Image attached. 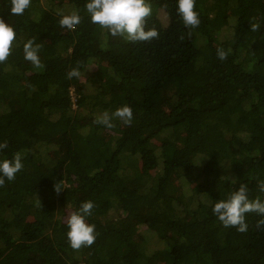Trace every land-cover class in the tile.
I'll return each mask as SVG.
<instances>
[{
	"label": "trees",
	"instance_id": "1",
	"mask_svg": "<svg viewBox=\"0 0 264 264\" xmlns=\"http://www.w3.org/2000/svg\"><path fill=\"white\" fill-rule=\"evenodd\" d=\"M86 2L31 0L10 16L0 0L16 30L0 62V158L23 161L0 185V264H264V216L239 232L212 212L241 184L264 200V0H196L194 28L176 0H148L158 36L134 42L93 24ZM72 11L80 24L62 28ZM29 39L41 69L24 59ZM123 105L131 124L96 122ZM87 200L97 237L73 250L67 219Z\"/></svg>",
	"mask_w": 264,
	"mask_h": 264
},
{
	"label": "clouds",
	"instance_id": "2",
	"mask_svg": "<svg viewBox=\"0 0 264 264\" xmlns=\"http://www.w3.org/2000/svg\"><path fill=\"white\" fill-rule=\"evenodd\" d=\"M177 13L182 22L188 27H197L200 24L199 13L195 8L196 0H176ZM31 0H7L6 7L10 9V16L23 15L30 6ZM85 10L93 24L107 29L111 36H121L127 41H149L158 36L155 28L145 27L146 18L152 14V8L148 0H87ZM78 11L69 14H60L59 25L62 28L74 30L81 22ZM252 30L258 28L257 24L251 25ZM16 38V30L12 23L0 16V62H4L12 51V45ZM40 45L32 39L27 40L23 46L24 59L30 61L34 68L43 67L39 57ZM221 60L227 58L228 53L223 49L217 50ZM80 72L73 68L68 72V78L79 77ZM119 119L125 124H131L133 110L129 105L118 107L114 112H104L96 118V122L108 128L113 127L112 121ZM8 147L7 141L0 142V151ZM23 168L22 155L16 153L11 158H0V185L7 181H13L16 174ZM61 188L56 185V190ZM260 191L264 192V183L260 184ZM94 203L87 200L81 203L79 209L73 212L67 219V240L73 250L81 247H90L96 240L95 225L88 222L92 215ZM213 214L222 222L225 228L235 227L239 232H246L248 225L246 214L255 212L264 216V200L260 198L250 199L248 188L241 184L238 190L232 191L226 198L217 200L212 205ZM264 224V221H261ZM260 225L258 224V227Z\"/></svg>",
	"mask_w": 264,
	"mask_h": 264
},
{
	"label": "rangeland",
	"instance_id": "3",
	"mask_svg": "<svg viewBox=\"0 0 264 264\" xmlns=\"http://www.w3.org/2000/svg\"><path fill=\"white\" fill-rule=\"evenodd\" d=\"M81 79H82V80H85V77H82ZM140 238H142V237L140 236Z\"/></svg>",
	"mask_w": 264,
	"mask_h": 264
}]
</instances>
